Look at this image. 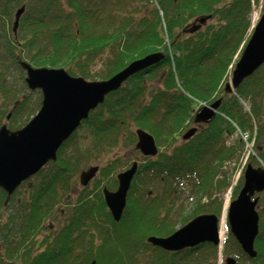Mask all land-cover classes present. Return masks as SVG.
Returning <instances> with one entry per match:
<instances>
[{"label": "trees", "instance_id": "16d2710c", "mask_svg": "<svg viewBox=\"0 0 264 264\" xmlns=\"http://www.w3.org/2000/svg\"><path fill=\"white\" fill-rule=\"evenodd\" d=\"M251 1L0 0V128L6 123L10 130H20L41 109V92L29 90L20 61L37 69L63 68L92 82L109 80L149 55H163L90 114L75 133L83 130L88 137L69 140L75 139L76 152L70 145L60 150L58 162L49 163L11 196L0 189V264H195L193 250L169 256L147 240L169 236L198 215L221 216L218 194L230 187L246 150L239 132L249 135L248 143L255 137L248 163L264 164V66L235 92L225 87L235 54L248 36ZM22 7L14 35L15 14ZM147 9L151 13L140 18V10ZM201 17L211 18L199 31L188 32ZM159 73L160 82L150 89L148 83ZM217 99V114L184 141L188 129L197 126L199 105ZM138 128L153 136L157 156L135 150ZM234 136L227 146V138ZM105 154L115 157L104 161ZM135 162L137 176L119 223L105 206L100 182L73 198L80 186L71 173L77 176L84 165L99 166L98 175L108 177ZM159 185L164 189L151 195L156 192L150 189ZM177 187H191L192 205L190 212L181 207L173 217ZM260 198L255 260L244 255L230 234L235 248L226 251L239 264H264V194ZM62 210H70L69 215ZM217 248L210 243L202 247L213 264Z\"/></svg>", "mask_w": 264, "mask_h": 264}, {"label": "water", "instance_id": "95a60500", "mask_svg": "<svg viewBox=\"0 0 264 264\" xmlns=\"http://www.w3.org/2000/svg\"><path fill=\"white\" fill-rule=\"evenodd\" d=\"M25 7L17 10L13 33L17 34L18 25ZM211 17H201L192 25L188 32L199 31L202 25ZM253 30L251 38L246 43L241 58L236 63L231 82L226 84L227 92L232 93L240 84L251 77L264 66V11L263 16ZM163 59L162 54H152L134 61L119 74L109 80L89 82L83 77L70 76L65 69H37L20 61L19 65L26 74V85L31 91L40 90L43 101L40 112L33 117L22 130L11 131L4 124L0 128V189L9 196L35 176L50 161L57 160L60 147L89 118V113L104 103L105 98L113 91L119 90L123 82L143 70L153 67ZM221 100L203 108L196 116L199 120H210ZM11 115L7 117L9 120ZM195 128L189 129L183 136L188 141L196 134ZM138 150L144 157L158 155V147L153 136L136 129ZM242 191L232 201L228 210L229 231L238 241L241 249L251 259L257 257L255 250L256 237L259 234V213L257 206L260 201L257 194L264 192V165L253 167L250 163L246 167ZM138 169L135 162L125 172L118 174V189L111 192L103 190L105 204L113 220L119 223L127 207L128 193ZM99 167H91L80 174L81 186L87 187L96 178ZM219 219L215 214H202L192 219L188 224L177 229L168 237L152 236L147 242L154 247L168 252H179L183 249H193L203 243L219 246ZM226 264H238L232 257L225 259ZM95 264V262H92Z\"/></svg>", "mask_w": 264, "mask_h": 264}, {"label": "rangeland", "instance_id": "374dc122", "mask_svg": "<svg viewBox=\"0 0 264 264\" xmlns=\"http://www.w3.org/2000/svg\"><path fill=\"white\" fill-rule=\"evenodd\" d=\"M259 2H257V1H254V4H256V5H259L258 4ZM153 6H155V3L153 4ZM252 10H253V8H252ZM150 14L151 13V10L150 9H147V10H140V13H139V17L140 16H144V15H146V14ZM252 14V13H251ZM255 16V14H252L251 15V26H250V28H249V31H248V33H247V40H245V42H244V44L242 45V47L240 48V50L235 54V57H234V62H233V64H232V66L234 67L235 66V64H236V62L241 58V54L243 53V51H244V48L246 47V46H244L246 43H247V41H248V37L250 36V33L253 31V24H254V22H253V20L255 19H253V17ZM141 18V17H140ZM235 68V67H234ZM233 68H231V71H230V73H229V75L227 76L228 77V79H227V81H226V83H228V82H230L231 81V79H232V70ZM160 74L161 73H159V76L154 80V82H149L148 83V85H149V87H150V89H154V87L155 86H157L158 85V83L160 82L159 80H160ZM15 77H19V75H20V72L19 71H15ZM264 99V98H263ZM247 109H249L250 107H249V104H248V102L247 103H245V105H244ZM197 127V126H196ZM200 128H202V126H201V123L199 124V129ZM88 133L86 132V131H83V130H81V131H79L76 135H75V139H77V138H83V139H86L88 136ZM236 136V135H235ZM235 136L234 137H232V138H227V142H226V144H227V146H229L230 144H232V142L236 139L235 138ZM75 139L73 138L71 141H69V142H67L66 143V145L64 146V148L65 147H67V146H69L70 145V149H72L74 152H76L77 150H78V148L79 147H77V146H75V148H73L72 147V145H74L73 144V142L75 141ZM246 139V138H245ZM80 144L81 145H85V142H80ZM253 147H252V144L251 143H249L248 145H247V150H245V153H244V155H243V159L242 160H245L246 159V157H244L245 156V154L246 155H248V154H250V152L251 153H253ZM106 155V154H105ZM113 157H115V156H113V155H111V154H107L106 155V158L104 159V161H106L108 158L109 159H111V158H113ZM245 158V159H244ZM103 161V162H104ZM103 162H100V164L101 163H103ZM260 165H261V162H260ZM254 166V165H253ZM90 166L87 164V165H84L83 166V170L82 171H86L88 168H89ZM255 167V166H254ZM121 170V168H119L118 169V172ZM227 172H229V168L227 167L226 169H225ZM82 171H80V172H82ZM79 172V173H80ZM117 172V173H118ZM79 173L77 174V180H76V184H78V185H80V183H79ZM116 173V174H117ZM116 174L115 175H110V176H99L98 175V177L94 180V182H93V184L90 186V189H92V191H93V189H95L96 188V186H99L98 185V182H100V187H101V185L102 184H104V183H107L108 184V182H111L112 181V178H115L116 177ZM235 181V179L233 178V182ZM240 183V182H239ZM239 183H238V185H239ZM239 186H237L236 188H234V189H236L237 190V188H238ZM178 188V193H177V196H176V198H174L173 197V202H172V206H173V217H175V214H174V212L176 211V210H178V209H180L181 207H183V210H185L186 212H190L191 210H190V208L189 207H191V205H192V202H190V200H188V198H189V195H191L190 194V191H191V187L190 188H187L186 187V189H181V188H179V187H177ZM164 189V185H159V186H156V188H151L150 190H151V193H152V191H154L155 190V192L156 193H158V194H151V195H154V196H157V195H159L160 194V192H161V190H163ZM235 190V191H236ZM235 191L233 192L232 191V193H231V195H230V200H231V202H232V199L234 198V194H235ZM215 193V192H214ZM217 194V193H216ZM228 194L229 193H227V191L225 192H223V193H221V194H218V196H219V198H217L219 201H222L223 202V206H222V213H221V216L219 217V218H222V214H223V209H224V204L226 203V196H228ZM150 195V196H151ZM237 195V194H236ZM214 197H216V195L214 196ZM222 221V220H221ZM228 222V221H227ZM222 223H223V221L221 222V224H220V227H221V225H222ZM51 224H53L52 222H51ZM228 224V223H227ZM181 226H177L176 227V230L177 229H179ZM55 228V227H54ZM229 228V227H228ZM229 231V230H228ZM225 244H224V249H223V257L221 258L220 257V254H221V252H219V248H217L218 249V255H217V264H225V257L226 256H228V251H226V250H234V248L235 247H233V241H231V237H230V231H229V233H228V236L225 238ZM193 253V255L191 256V258L194 260L193 261V263H195V264H207V261L205 260L206 258H209V261H211L212 263L214 262V260H213V258H212V256H211V254H209V251L208 252H205L203 249H200L199 251H194V252H192ZM179 259L180 257H176V259ZM177 259V260H178ZM197 261H199V262H197ZM197 262V263H196ZM246 262V260L243 262V263H245ZM249 264V263H248Z\"/></svg>", "mask_w": 264, "mask_h": 264}, {"label": "flooded vegetation", "instance_id": "af4514ba", "mask_svg": "<svg viewBox=\"0 0 264 264\" xmlns=\"http://www.w3.org/2000/svg\"><path fill=\"white\" fill-rule=\"evenodd\" d=\"M201 123V126H202V124H203V121H198L197 122V127L199 128V124ZM78 130H76L75 131V133L77 132ZM73 136V135H72ZM71 136V137H72ZM61 150H64V148H62ZM79 152H83V150H79ZM58 153H59V151H58ZM58 158V157H57ZM66 161H68V158L66 157V159H65V163H66ZM56 162H58V159L56 160ZM56 162H54V163H56ZM63 163V162H62ZM49 164V163H48ZM48 164H46V166L48 165ZM46 166L44 167V168H46ZM43 168V169H44ZM130 168V167H129ZM128 168V169H129ZM128 169H126L125 171H127ZM125 171H120V172H125ZM120 172H118V173H120ZM118 173L116 174L117 176H118ZM72 175H73V178H75V179H77V176L74 174V173H71ZM136 176H137V174L135 175V177H134V179L136 178ZM134 181V180H133ZM93 182H94V180H92L89 184H88V188H90V186L93 184ZM79 186V185H78ZM105 188H107V189H109L111 192H115L117 189H118V182H117V178H116V180H115V178H112V181L111 182H108V184L107 183H104V184H102L101 185V194H102V191L105 189ZM76 189V188H75ZM84 189H87V188H84ZM82 192V187H78V190H76V192L74 193V197L73 198H75V199H77V197H78V195H80V193ZM103 196V195H102ZM92 197L91 196H89V199H91ZM103 199H104V196H103ZM70 211V210H69ZM69 211L68 212H66L65 210H62L61 211V214L62 215H69ZM203 245H200V246H198V247H195V248H193L192 250V252H194V251H198V250H200L201 249V247H202ZM166 252V251H165ZM167 254H169V256H173V254H175V255H177V253H175V252H173V253H171V252H166ZM178 259V258H177ZM206 261H207V264H213L211 261H209V258H206L205 259Z\"/></svg>", "mask_w": 264, "mask_h": 264}, {"label": "bare ground", "instance_id": "6f19581e", "mask_svg": "<svg viewBox=\"0 0 264 264\" xmlns=\"http://www.w3.org/2000/svg\"><path fill=\"white\" fill-rule=\"evenodd\" d=\"M226 203L224 204V213H223V223L221 225V229H220V240L222 241L221 242V247L220 248H223V245H224V239L228 236V231H227V227H226V223H227V220H226V216H227V208H228V205L230 204L231 200L229 197L226 198Z\"/></svg>", "mask_w": 264, "mask_h": 264}]
</instances>
